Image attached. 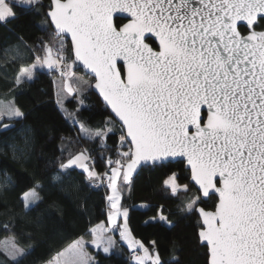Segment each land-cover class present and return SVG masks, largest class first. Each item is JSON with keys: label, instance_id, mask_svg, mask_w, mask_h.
<instances>
[{"label": "snow or ice", "instance_id": "6c2138e0", "mask_svg": "<svg viewBox=\"0 0 264 264\" xmlns=\"http://www.w3.org/2000/svg\"><path fill=\"white\" fill-rule=\"evenodd\" d=\"M25 4L32 6L33 0H11L12 6L0 0V21L15 19L13 7ZM47 16L55 49L41 41L46 55L36 57L39 65H21L15 83L32 82L38 66L59 69L65 77L72 65L82 67L88 79L71 75L77 87L66 85L67 93H76V112L90 107L87 96L95 89L114 114L103 128L92 129L62 109L83 138L99 140L108 170L96 172L85 149L69 152L57 178L76 166L89 180L106 179L112 231L120 230L122 216L121 237L130 248L143 250L135 264H165L155 246L131 239L128 209L120 210L121 189L130 188L138 169L183 158L199 193L184 210L198 214L207 264H264V0H50ZM19 57V48H10L0 66ZM22 117L19 108L0 109V121ZM9 127L0 123L3 130ZM117 133L118 142L110 146ZM176 181L172 173L164 182L174 194L180 187ZM182 187L187 191L189 185ZM21 199L28 209L39 195L33 188ZM209 201L210 208L201 206ZM152 219L168 223L163 215ZM89 234L104 253L115 247L102 227ZM23 255L17 248L14 264ZM65 256L64 264L93 261L83 237L57 253Z\"/></svg>", "mask_w": 264, "mask_h": 264}, {"label": "trees", "instance_id": "16d2710c", "mask_svg": "<svg viewBox=\"0 0 264 264\" xmlns=\"http://www.w3.org/2000/svg\"><path fill=\"white\" fill-rule=\"evenodd\" d=\"M8 2L12 6L11 0ZM49 5L50 0H38L32 6H14L15 19L0 21V59L10 48L20 51L19 59L0 66V100H13L23 113L22 118L0 122L14 123L13 128L0 132V264H14L2 248L7 237H12L25 252L18 264H44L73 241L88 235L91 227L108 220L109 203L105 197L109 188H93L94 178L87 179L78 167L60 178L57 173L69 152L75 155L85 149L94 158L96 171L108 170L100 157L99 140L83 138L78 125H73L62 109L74 113L92 129L104 127L112 116L109 109L92 89L86 101L90 107L77 113L78 104L72 98L76 93L66 90L70 78L62 76L58 69L39 68L32 82L15 83L21 65H31L37 56L46 55L41 41L55 49L51 42L53 27L47 17ZM67 55V62L72 63V53ZM72 70L71 75L88 79L81 68L74 66ZM69 84L75 87L73 80ZM118 136L119 133L111 137L108 144L118 142ZM89 163L91 167L93 160ZM172 173L177 174L180 186L175 194L164 183ZM185 184L189 185L187 191L182 187ZM33 188L39 200L25 209L21 196ZM197 194L183 161L144 167L132 179L130 188L121 189V203L129 210L132 235L150 249L155 246L165 264H171L173 258L178 264H207V249L198 238V214L184 210ZM201 206L210 208L212 201ZM159 215L165 216L168 223L152 219ZM88 249L92 264H135L132 251L121 241L110 253Z\"/></svg>", "mask_w": 264, "mask_h": 264}, {"label": "rangeland", "instance_id": "374dc122", "mask_svg": "<svg viewBox=\"0 0 264 264\" xmlns=\"http://www.w3.org/2000/svg\"><path fill=\"white\" fill-rule=\"evenodd\" d=\"M38 0H33V4H35L36 2H37ZM25 5H27V4H25ZM54 55H56V53H55V51L53 52V56ZM35 63H37L38 65H39V62H35ZM69 65H72V63L71 62H67ZM74 66L75 65H73V68H74ZM37 68H40L39 66L37 67ZM67 71L69 72V74L71 75L72 73H73V71L74 70H71V69H67ZM69 78H70V80H72L71 79V77L70 76H68ZM69 80V81H70ZM69 81H68V83L66 84V85H69ZM73 88H75V87H77V84L75 83V87L74 86H72ZM73 94V93H72ZM5 106H10V107H13V108H18L15 104H14V102H13V100H11V101H6V100H0V109H3V108H5ZM22 112V111H21ZM1 122V121H0ZM119 182V180L117 181V183ZM177 185H178V183H177ZM179 186V185H178ZM29 191V190H28ZM27 192V191H26ZM111 194V190H110V193H109V195ZM23 195V194H22ZM22 197V196H21ZM22 200V199H21ZM34 204V203H33ZM32 204V205H33ZM24 205V204H23ZM31 205V206H32ZM120 205H121V213L123 212V209L125 208L124 206H122V203H121V199H120ZM128 209V208H127ZM108 211H109V214H110V212L112 211V209H111V207H110V204H109V209H108ZM128 214H129V210H128ZM117 224H120L121 225V228H120V231H123L124 229H123V218H122V216H119V217H117ZM127 229H128V232L130 233V235H131V239H133V240H136V241H140L139 239H137V238H135L133 235H132V233H131V230H130V228H129V224H127ZM107 233L109 234V235H112V233L111 232H109V231H107ZM118 233H119V231H118ZM114 235H112V238L114 239V237H113ZM121 239L129 246V243H128V241L127 240H125V239H123L122 237H121ZM142 244H143V242L142 241H140ZM14 245H15V247H14ZM145 247H147L145 244H143ZM2 248L4 249V250H6V252H8V254L12 257V255L14 254V250H15V248H18V245L16 244V242H15V240L12 238V237H7V238H5L4 240H3V243H2ZM130 248V247H129ZM131 250H137V248H130ZM150 249V248H149ZM136 253H137V255H142L143 254V250L142 249H140V250H137L136 251ZM132 261L134 262V256H132ZM62 264H64V261H63V263Z\"/></svg>", "mask_w": 264, "mask_h": 264}, {"label": "crops", "instance_id": "0c3cea01", "mask_svg": "<svg viewBox=\"0 0 264 264\" xmlns=\"http://www.w3.org/2000/svg\"><path fill=\"white\" fill-rule=\"evenodd\" d=\"M6 2H8V0H6ZM54 58H55V55L53 56ZM35 63V62H34ZM40 68H45V69H47V70H49L47 67H40ZM37 69H39V68H37ZM59 70V69H58ZM86 155H87V153H85ZM87 163H88V165H89V167H90V163H89V160L87 161ZM74 167H76V166H74ZM79 168V167H78ZM120 225V224H119ZM103 228V236L105 237V239H107V237H112V235H114L113 237H114V241H115V246L119 243V241H121V242H123V243H125L122 239H121V235H120V230H119V233H118V231H112V229L114 228V225L113 224H111V222L109 221V214H108V220L106 221V222H101V223H98V224H96V225H94L93 227H91L90 229H96V228ZM107 231H109V232H111L112 233V235H109L108 233H107ZM89 232H90V230H89ZM83 237V242L85 243V250H86V252L90 255V257H92L93 258V256H92V254L90 253V251H89V247H93V248H95L96 250H101L102 251V248L101 249H98V248H96V246L92 243V241H93V239L95 238L93 235H90V234H88V235H86V236H82ZM81 238V237H80ZM76 241V240H75ZM73 243V242H72ZM71 243V244H72ZM71 244H69V245H71ZM126 244V243H125ZM69 245L66 247V248H64L63 250H65V249H67L68 247H69ZM129 247V246H128ZM130 249V248H129ZM62 250V251H63ZM112 251V250H111ZM110 251V252H111ZM130 251H137V250H131L130 249ZM103 252V251H102ZM137 255V253L135 254V255H133L134 257ZM67 259V256H65V257H57V255L54 257V258H52L51 260H49V261H47V262H45L44 264H57V261H59V264H62L63 263V261H65ZM93 262V261H92ZM133 263H135V262H133Z\"/></svg>", "mask_w": 264, "mask_h": 264}, {"label": "water", "instance_id": "95a60500", "mask_svg": "<svg viewBox=\"0 0 264 264\" xmlns=\"http://www.w3.org/2000/svg\"><path fill=\"white\" fill-rule=\"evenodd\" d=\"M48 12V11H47ZM48 17V16H47ZM48 19H49V21H50V18L48 17ZM126 22V21H125ZM257 30H260V29H257ZM81 69H82V67H81ZM83 70V69H82ZM84 71V70H83ZM93 91L95 92V93H97L98 95H99V93H98V91L97 90H95V89H93ZM100 97V96H99ZM100 99H101V101H102V98L100 97ZM103 102V101H102ZM103 104H104V102H103ZM105 105V104H104ZM109 109V111H110V113H111V110H110V108H108ZM112 114V113H111ZM112 116L114 117V114H112ZM4 124H8V125H10V127L7 129V130H9V129H11V128H13L14 127V123H4ZM3 131H6V130H3L2 128H0V132H3ZM177 161H183L184 162V159L183 158H175L174 160H172L171 162L172 163H174V162H177ZM185 163V162H184ZM185 167H186V164H185ZM187 169V168H186ZM141 171V169H138V171L136 172V173H133V178L134 177H136L138 174H139V172ZM202 244V243H201Z\"/></svg>", "mask_w": 264, "mask_h": 264}, {"label": "built area", "instance_id": "2783aa9c", "mask_svg": "<svg viewBox=\"0 0 264 264\" xmlns=\"http://www.w3.org/2000/svg\"><path fill=\"white\" fill-rule=\"evenodd\" d=\"M69 69H73V65L71 66V67H69ZM89 162H92V159H89ZM95 170V169H94ZM96 171V170H95ZM96 172H98V171H96ZM98 173H101V174H103L104 172H98ZM91 185L93 186V188H95V189H97V190H100V189H105V188H107V180L105 179L104 180V183L103 184H101L100 183V180L98 179V178H94L93 180H92V182H91ZM94 185H98V187L97 186H94ZM136 254V251H133V252H131V255L133 256V255H135Z\"/></svg>", "mask_w": 264, "mask_h": 264}]
</instances>
